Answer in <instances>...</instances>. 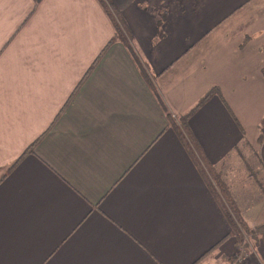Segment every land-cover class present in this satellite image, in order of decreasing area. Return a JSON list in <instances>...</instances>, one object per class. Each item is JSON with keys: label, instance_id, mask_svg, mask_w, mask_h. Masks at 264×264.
Listing matches in <instances>:
<instances>
[{"label": "crops", "instance_id": "0c3cea01", "mask_svg": "<svg viewBox=\"0 0 264 264\" xmlns=\"http://www.w3.org/2000/svg\"><path fill=\"white\" fill-rule=\"evenodd\" d=\"M110 1L127 43L97 0H0V264H231L207 180L264 225V0Z\"/></svg>", "mask_w": 264, "mask_h": 264}, {"label": "trees", "instance_id": "16d2710c", "mask_svg": "<svg viewBox=\"0 0 264 264\" xmlns=\"http://www.w3.org/2000/svg\"><path fill=\"white\" fill-rule=\"evenodd\" d=\"M99 4L104 8L107 16L111 20L115 32L117 36L124 42H126L125 38V28L124 24L122 23L118 12L115 9L114 4L110 0H97ZM127 43V42H126ZM220 95L221 92L218 88L211 89L204 98L196 105V107L185 114L183 117L179 119V121H175L172 119V116L170 115L171 119V125L177 132L179 138L184 142L185 146L189 149L190 144L187 142L186 137L184 133H186V122L192 116V114L200 107L202 106L206 101H208L212 96ZM184 132V133H183ZM34 148V144L25 152V155L32 153ZM190 151V150H189ZM192 155L194 156V153L190 151ZM195 163L198 165V160L195 159ZM14 166V165H12ZM12 166L8 169L11 170ZM208 179V178H207ZM207 184L209 186L210 191L214 196H218L219 198V205L222 209V212L231 228V234L230 236H234V238L237 239V243L239 246H243L244 248H248L249 246L252 247V245H256L258 238L264 239V225L257 226L256 228L252 229L250 228L242 219L240 212L236 206V203L231 198L230 193L228 190H226L224 184L220 180V178H212L207 180ZM250 242V243H249ZM252 242V243H251ZM222 244V242L220 243ZM220 244L218 246H220ZM216 249H212L209 251L201 260H204L207 256L212 254ZM200 262V261H199ZM198 264V263H196Z\"/></svg>", "mask_w": 264, "mask_h": 264}, {"label": "rangeland", "instance_id": "374dc122", "mask_svg": "<svg viewBox=\"0 0 264 264\" xmlns=\"http://www.w3.org/2000/svg\"><path fill=\"white\" fill-rule=\"evenodd\" d=\"M246 182L247 183L251 182V183L248 185ZM241 183H242V185H238V187H237V195L239 197H245V196L251 197V191L250 190H252L251 189L252 181L241 180ZM259 188L261 189V191L263 190V188L261 186H259ZM243 249L245 250L244 247H243ZM238 251H239V246L237 248V252L235 253V256H236V254H238Z\"/></svg>", "mask_w": 264, "mask_h": 264}, {"label": "built area", "instance_id": "2783aa9c", "mask_svg": "<svg viewBox=\"0 0 264 264\" xmlns=\"http://www.w3.org/2000/svg\"><path fill=\"white\" fill-rule=\"evenodd\" d=\"M248 258L249 255H247L246 250L243 249V246H239L238 254H236L231 264H246L249 260Z\"/></svg>", "mask_w": 264, "mask_h": 264}]
</instances>
